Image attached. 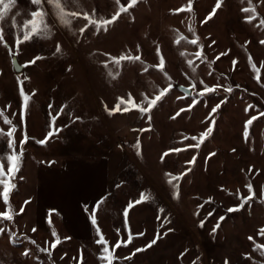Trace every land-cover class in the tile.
Instances as JSON below:
<instances>
[{
	"label": "rangeland",
	"instance_id": "obj_1",
	"mask_svg": "<svg viewBox=\"0 0 264 264\" xmlns=\"http://www.w3.org/2000/svg\"><path fill=\"white\" fill-rule=\"evenodd\" d=\"M61 3L78 15L63 25L42 0L47 39L16 45L20 27L36 10L30 0H16L10 18L0 23L5 173L12 151L6 133L15 127L17 154L26 140L9 197L13 219L0 224V264H102L105 245L113 264H264V0H222L215 13L217 0H137L99 32L84 14L111 20L129 0ZM9 52L26 64L21 73L13 72ZM121 56L140 59L116 64ZM176 84L189 87L190 94ZM206 86L215 91L201 97ZM21 88L30 97L23 120ZM165 89L141 113L144 98ZM120 99L121 109L129 110L110 112ZM254 116L245 138V124ZM53 117L59 131L41 144L53 130ZM209 126L212 133L196 147ZM97 158L107 162L108 190L91 202L100 195L102 174L75 160ZM55 168L61 173L38 176ZM73 169L86 170L82 186L94 185L92 192L68 195L64 177ZM171 176L180 179L170 184ZM248 185L255 195L240 207ZM142 193L150 200L135 204ZM257 244L262 248L254 250Z\"/></svg>",
	"mask_w": 264,
	"mask_h": 264
},
{
	"label": "snow or ice",
	"instance_id": "obj_2",
	"mask_svg": "<svg viewBox=\"0 0 264 264\" xmlns=\"http://www.w3.org/2000/svg\"><path fill=\"white\" fill-rule=\"evenodd\" d=\"M30 2L32 5L36 6V10L30 12L31 19H25L23 25L20 27V30L23 32V36H22V38L17 37V39L15 41L17 47H19V45L21 43L31 40L33 37L40 38V39H47L50 35L49 25L46 23V15L47 14L43 11L42 0H30ZM117 2H119V0H117ZM47 3L55 10V13H56L58 20L63 25H68L71 23V21L69 19H67L68 16L75 17L76 15H78L77 13L66 12L65 8L62 6L61 0H47ZM136 3H137V0H129L128 6L127 7H121L119 9V11L116 13V15H114L112 17L111 20L97 21L95 19H90L87 14H84L83 18L89 22V25H94L97 32H99L102 28L106 31L107 25L113 23L119 17L120 13L127 12L128 9L131 8L133 5H135ZM221 3H222V0H217V4H216V7L213 9V13H215L216 9L221 7ZM15 7H16V0H0V23L4 22L6 19L10 18V13H12L13 8H15ZM242 11L253 12L254 10L251 8H244V9H242ZM16 15H20V13L17 12ZM210 18L211 17H209V19ZM253 18L254 17H249V22H251V19H253ZM11 19L13 22V27L14 28L17 27L15 16H12ZM261 24L264 25V21H261ZM84 30L85 29L82 28L81 32L83 33ZM3 41H4L3 30L0 29V43H3ZM190 43L196 44V40H192V41H190ZM261 43H264V41H261ZM56 51L60 52L59 45L57 46ZM196 55L199 56L200 54L197 53ZM39 58L40 57L34 58V60L30 63H34L35 60L39 59ZM125 59L139 60L140 58L138 56L137 57L121 56L115 62H116V64H119L121 61H123ZM163 63H164L163 58H161V61H160V67L161 68L163 67ZM193 71H195V69H193ZM168 91H169V89L162 90L159 93V95H156L155 98H153L151 100H148V98L145 97L144 99H145V101H147V108H140L139 110L141 111V113H145V112L150 111L162 99V97H164L166 95V93ZM213 91H215L214 88H208L206 86L202 92L198 93V95L203 97L206 93H211ZM225 91L230 92L231 89L230 88L225 89ZM20 95H21V101H22V104H21V109H22L21 110V120H23V111L27 108L29 101H30V97L24 93L22 88L20 91ZM127 103H132L131 97H129ZM123 104H125V101L123 99H120L119 103L112 110H110V112H119L121 110H123L125 112L128 111L129 109L127 107H124L123 109H121V105H123ZM133 107H139V106L133 105ZM219 107H220V104H217L216 107H214L212 109V113H215ZM182 111H183V109H182ZM177 115H179V113H177ZM55 119H56V117H53V119H52L53 130L48 133L45 140L39 141V143H41V144L46 143L49 138H51L53 135H55L59 131V129L55 128ZM77 119H79V118H77ZM255 119H257V117L254 116L246 122L245 130H244L245 138L248 137L249 126L252 125V123ZM5 123L11 124L12 122L10 120H5ZM15 131H16L15 127H12L6 133V136L8 137V139H7L8 149L12 150L11 154L6 155L7 173H5L4 166H3L4 157H0V201H2L5 205V211L0 213V224L4 223L5 221H12V219H13V216L10 214V212L8 210L9 197H10L11 192L13 191V189L15 187V185L12 183V181L15 177V174L19 171L20 160H21V156H22V149H23L24 143H26V140L20 141L21 153L17 154L15 151V144H16V141L14 139ZM212 131H213V128L211 126H209L207 128L206 132L201 135L199 142L196 144V147H199V144L202 143L204 141V139L212 133ZM4 135H5L4 133H0V138H2ZM192 139L196 140V137H192ZM176 151H179V150H176ZM165 155H167V153ZM194 160H195V157L193 158V161ZM166 175H169V174H166ZM178 179H180V177L171 176L169 179V183L171 184L172 181L178 180ZM173 187H175V185H173ZM247 187H248V191H249V196L245 197V198H241L240 207H243V205L245 203H247L249 200L253 199V197L255 195L254 192L252 191V186L248 185ZM150 198H151L150 194L142 193L140 196V199L135 201V204H139V203H142L144 201L150 200ZM133 206H134V204L132 202H130L124 211L125 217H127V215H128V210L131 209ZM237 210H239V209L238 208H229L228 209L229 212H233V211H237ZM20 211L22 212L23 208H21ZM95 211H96V209L94 208L93 214H92L93 225L96 224ZM220 219L223 220L224 218L221 217ZM218 226H219V223H218L217 227ZM3 231H4V229L0 228V233H2ZM33 231H35V229H33ZM97 232L99 234V228H97ZM53 235H55V233H53ZM249 239H251V238H249ZM99 243L105 244L102 236L100 237ZM155 243H156V240L154 239L153 241H151V243L148 246L150 247L152 244H155ZM120 246H121V244L118 242L115 247H120ZM52 247L55 248L56 244L53 243ZM261 248H262V246L257 244L255 246L254 250H259ZM42 251H47V249H42ZM101 251H102V254L100 255L99 258H100L102 264H105V262H106V264H113V252L110 251L106 245L102 247ZM137 251H140V249H138ZM24 255L27 256V255H29V253L26 251L24 253ZM261 255H264V251H261Z\"/></svg>",
	"mask_w": 264,
	"mask_h": 264
},
{
	"label": "crops",
	"instance_id": "obj_3",
	"mask_svg": "<svg viewBox=\"0 0 264 264\" xmlns=\"http://www.w3.org/2000/svg\"><path fill=\"white\" fill-rule=\"evenodd\" d=\"M75 161H79V163L81 162V163L88 164L89 167H91V169H93L95 171L99 168L98 170L102 174L101 191H100V195H98L91 202H94L96 200L98 201L100 198H102L106 194V192L108 190V165H107L106 160H104L102 158H97V159H94V160H86V159L85 160H81L80 159V160H75ZM74 169L72 170V172L70 170V172H69L70 174L64 177L65 178V181H66L65 182L66 189L65 188L64 189L66 190V192L68 193V195L70 196L71 194H77V193H75V190L76 189H80L81 193H90V192H92L94 190V185H92V184L89 183L87 190H85L84 185L82 186L83 178L86 177V174H84V172L86 170H82L79 173V170H77L76 172H74ZM53 170L56 171V173H61V170L59 168L47 169V170H41L38 173V176L43 175L44 173H48L49 174ZM61 175L62 174H60V177H63ZM41 177L46 178L45 176H41ZM38 191H39V188L37 187V193H38ZM85 217H86V215H85ZM85 224H86V227L88 229L87 221H86Z\"/></svg>",
	"mask_w": 264,
	"mask_h": 264
},
{
	"label": "water",
	"instance_id": "obj_4",
	"mask_svg": "<svg viewBox=\"0 0 264 264\" xmlns=\"http://www.w3.org/2000/svg\"><path fill=\"white\" fill-rule=\"evenodd\" d=\"M9 56L13 72L21 73L26 67V64L19 62L18 55L15 52H9ZM175 87L185 95H189L191 92L190 88L187 86L176 84Z\"/></svg>",
	"mask_w": 264,
	"mask_h": 264
}]
</instances>
